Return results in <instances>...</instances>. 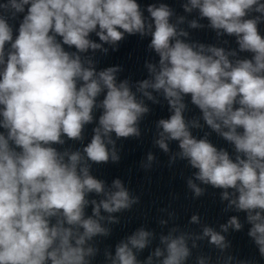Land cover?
Masks as SVG:
<instances>
[{
    "label": "clouds",
    "instance_id": "9594fccd",
    "mask_svg": "<svg viewBox=\"0 0 264 264\" xmlns=\"http://www.w3.org/2000/svg\"><path fill=\"white\" fill-rule=\"evenodd\" d=\"M179 3L183 14L165 0L146 7L0 0V264H93L97 238H109L116 214L140 202L121 179L108 185L93 175V165L118 164L117 141L139 140L150 105L165 104L169 115L155 121L153 145L170 168L182 161L193 170L186 179L193 198L220 190L223 211L237 215L217 231L193 214L199 232L168 228L143 261L139 254L157 234L140 227L114 252L103 249L104 264H186L204 240L220 264H254L229 253L227 234L245 225L264 258V0ZM196 30L214 32L217 43L193 39ZM131 36L148 39L154 54L144 61L146 78H121V65L98 67L97 54L118 51ZM190 105L199 115H186ZM213 133L231 152L210 140ZM68 141L81 147H65ZM156 162L150 151L140 167ZM174 216L168 212L161 227ZM195 264L212 258L198 255Z\"/></svg>",
    "mask_w": 264,
    "mask_h": 264
}]
</instances>
